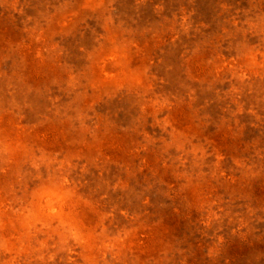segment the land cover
Instances as JSON below:
<instances>
[{
	"label": "rangeland",
	"instance_id": "obj_1",
	"mask_svg": "<svg viewBox=\"0 0 264 264\" xmlns=\"http://www.w3.org/2000/svg\"><path fill=\"white\" fill-rule=\"evenodd\" d=\"M0 264H264V0H0Z\"/></svg>",
	"mask_w": 264,
	"mask_h": 264
}]
</instances>
